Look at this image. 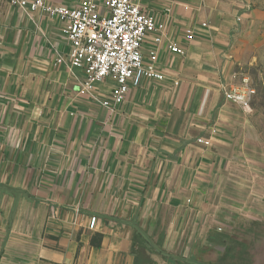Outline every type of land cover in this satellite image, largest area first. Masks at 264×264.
<instances>
[{"label": "crops", "instance_id": "1", "mask_svg": "<svg viewBox=\"0 0 264 264\" xmlns=\"http://www.w3.org/2000/svg\"><path fill=\"white\" fill-rule=\"evenodd\" d=\"M134 1L164 25V79L108 108L113 81L92 99L67 67L64 23L0 0V264H133L134 228L151 264H197L214 237L264 220V143L224 97L242 0Z\"/></svg>", "mask_w": 264, "mask_h": 264}, {"label": "built area", "instance_id": "2", "mask_svg": "<svg viewBox=\"0 0 264 264\" xmlns=\"http://www.w3.org/2000/svg\"><path fill=\"white\" fill-rule=\"evenodd\" d=\"M4 1L25 13L39 11L64 23L63 36L69 46L67 67L84 74L80 92L96 99L94 83L110 79L115 84L102 102L105 107L121 104L128 90L138 87L144 79H164L157 66V54L166 38L164 25L156 23L134 0H79L72 9L50 5L45 0ZM147 35L153 36L152 48L144 61L141 47ZM186 38L192 39L191 30L186 31ZM168 45L172 53H182L172 41ZM250 94L252 91L237 87L224 91L226 100L246 109ZM197 143L209 145L204 139H197ZM96 222L91 217L89 228L93 229Z\"/></svg>", "mask_w": 264, "mask_h": 264}, {"label": "rangeland", "instance_id": "3", "mask_svg": "<svg viewBox=\"0 0 264 264\" xmlns=\"http://www.w3.org/2000/svg\"><path fill=\"white\" fill-rule=\"evenodd\" d=\"M242 6L243 17L239 15L238 30L230 45L231 83L252 91L246 110L264 143V0H242ZM223 235L221 239L213 238L214 246L210 249H200L194 262L264 264V220L244 222Z\"/></svg>", "mask_w": 264, "mask_h": 264}, {"label": "trees", "instance_id": "4", "mask_svg": "<svg viewBox=\"0 0 264 264\" xmlns=\"http://www.w3.org/2000/svg\"><path fill=\"white\" fill-rule=\"evenodd\" d=\"M11 193V190L3 189ZM219 239L224 238L225 235H219ZM149 244V239H147L145 233L138 228H134V236L132 243V255L134 256L133 264H151V259L146 253V246ZM163 255V253H160Z\"/></svg>", "mask_w": 264, "mask_h": 264}]
</instances>
